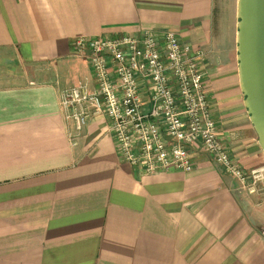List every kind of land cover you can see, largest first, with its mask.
I'll return each instance as SVG.
<instances>
[{"label": "crops", "instance_id": "1", "mask_svg": "<svg viewBox=\"0 0 264 264\" xmlns=\"http://www.w3.org/2000/svg\"><path fill=\"white\" fill-rule=\"evenodd\" d=\"M229 4L226 19L222 0H0V264H264V189L249 193L200 145L191 170L145 173L120 156L104 113L78 130L59 102L78 84L95 90L75 37L173 30L203 52L229 155L264 164Z\"/></svg>", "mask_w": 264, "mask_h": 264}, {"label": "built area", "instance_id": "2", "mask_svg": "<svg viewBox=\"0 0 264 264\" xmlns=\"http://www.w3.org/2000/svg\"><path fill=\"white\" fill-rule=\"evenodd\" d=\"M72 46L89 61L95 83L93 92L78 84L60 94L78 130L89 115L104 113L120 156L145 173L191 170L189 152L200 145L249 193L264 189V164L246 170L218 137L201 50L173 30L152 29L138 37L77 36Z\"/></svg>", "mask_w": 264, "mask_h": 264}, {"label": "water", "instance_id": "3", "mask_svg": "<svg viewBox=\"0 0 264 264\" xmlns=\"http://www.w3.org/2000/svg\"><path fill=\"white\" fill-rule=\"evenodd\" d=\"M236 17L239 84L264 155V0H237Z\"/></svg>", "mask_w": 264, "mask_h": 264}, {"label": "rangeland", "instance_id": "4", "mask_svg": "<svg viewBox=\"0 0 264 264\" xmlns=\"http://www.w3.org/2000/svg\"><path fill=\"white\" fill-rule=\"evenodd\" d=\"M232 1H233V7H234V10H233V14H234L233 20L235 22V21H237V17H236V5H235V1L236 0H232ZM229 5H230L229 4V0H222L223 11L221 13L223 14L224 18L226 17V19L228 17L227 14L229 13V12H227V7H228V11H229ZM235 30H236V25H235ZM74 77L75 78H82L83 76L80 73H76V74H74ZM70 80H73L72 77L70 78Z\"/></svg>", "mask_w": 264, "mask_h": 264}]
</instances>
